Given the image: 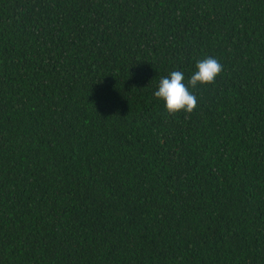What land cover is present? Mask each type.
<instances>
[{"label":"trees","instance_id":"1","mask_svg":"<svg viewBox=\"0 0 264 264\" xmlns=\"http://www.w3.org/2000/svg\"><path fill=\"white\" fill-rule=\"evenodd\" d=\"M0 264H264V0H0Z\"/></svg>","mask_w":264,"mask_h":264},{"label":"clouds","instance_id":"2","mask_svg":"<svg viewBox=\"0 0 264 264\" xmlns=\"http://www.w3.org/2000/svg\"><path fill=\"white\" fill-rule=\"evenodd\" d=\"M223 65L218 59L207 56L196 60L190 76L185 80L180 70L169 71L156 84L153 96L162 101L169 114L191 113L197 106V96L190 89L212 83L221 73Z\"/></svg>","mask_w":264,"mask_h":264}]
</instances>
